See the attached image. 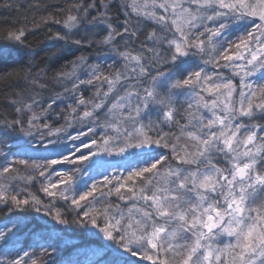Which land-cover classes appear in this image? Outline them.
<instances>
[{
	"label": "snow or ice",
	"instance_id": "snow-or-ice-1",
	"mask_svg": "<svg viewBox=\"0 0 264 264\" xmlns=\"http://www.w3.org/2000/svg\"><path fill=\"white\" fill-rule=\"evenodd\" d=\"M0 10V264H264V0Z\"/></svg>",
	"mask_w": 264,
	"mask_h": 264
},
{
	"label": "trees",
	"instance_id": "trees-1",
	"mask_svg": "<svg viewBox=\"0 0 264 264\" xmlns=\"http://www.w3.org/2000/svg\"><path fill=\"white\" fill-rule=\"evenodd\" d=\"M24 2V0H22ZM52 2V0H50ZM15 13H9L5 12L3 10H0V18L3 17H14ZM53 30H58L59 26L52 25ZM29 42L33 44L35 47L36 52L38 53L37 61L40 60L41 57H44L47 53L51 51H56L58 48H61L62 42H43L40 43L41 40V34L39 32L30 34L28 36ZM73 51H75L73 49ZM80 53L77 52L76 55H79ZM67 58H71L70 52H65L64 54ZM64 59L62 58L60 60V63H63ZM23 63V57L17 53L15 48L10 47L7 45L6 42L0 40V72L11 70L13 68L19 67ZM3 88V83L0 82V89ZM67 255V253H66Z\"/></svg>",
	"mask_w": 264,
	"mask_h": 264
},
{
	"label": "rangeland",
	"instance_id": "rangeland-1",
	"mask_svg": "<svg viewBox=\"0 0 264 264\" xmlns=\"http://www.w3.org/2000/svg\"><path fill=\"white\" fill-rule=\"evenodd\" d=\"M108 159H112L114 162H116V161H119L121 158L120 157H111V158H108Z\"/></svg>",
	"mask_w": 264,
	"mask_h": 264
}]
</instances>
